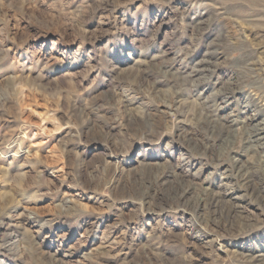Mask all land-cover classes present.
Here are the masks:
<instances>
[{
	"label": "rangeland",
	"instance_id": "obj_1",
	"mask_svg": "<svg viewBox=\"0 0 264 264\" xmlns=\"http://www.w3.org/2000/svg\"><path fill=\"white\" fill-rule=\"evenodd\" d=\"M262 123L264 0H0V264H264Z\"/></svg>",
	"mask_w": 264,
	"mask_h": 264
},
{
	"label": "bare ground",
	"instance_id": "obj_2",
	"mask_svg": "<svg viewBox=\"0 0 264 264\" xmlns=\"http://www.w3.org/2000/svg\"><path fill=\"white\" fill-rule=\"evenodd\" d=\"M257 133H258V139L262 141L261 146H263L264 145V123H262V125L259 128H257L256 134ZM254 139H256V138L253 137V140Z\"/></svg>",
	"mask_w": 264,
	"mask_h": 264
}]
</instances>
